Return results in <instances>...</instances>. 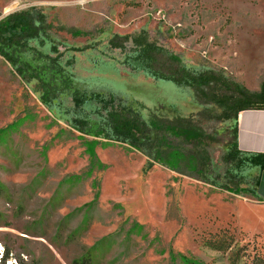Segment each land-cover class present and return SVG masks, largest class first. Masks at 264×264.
<instances>
[{
	"label": "rangeland",
	"instance_id": "1",
	"mask_svg": "<svg viewBox=\"0 0 264 264\" xmlns=\"http://www.w3.org/2000/svg\"><path fill=\"white\" fill-rule=\"evenodd\" d=\"M30 9L46 19L29 46L57 57L75 88L115 96L146 121L200 124L208 182L186 163L182 173L149 168L127 144L82 133L75 119L101 120L94 101L77 111L64 91L43 104L36 82L0 56V264L264 263V201L251 194L258 169L226 160L233 121L132 59L145 34L193 73L258 92L264 0H0V21ZM116 36L128 37L122 48L111 46Z\"/></svg>",
	"mask_w": 264,
	"mask_h": 264
},
{
	"label": "trees",
	"instance_id": "2",
	"mask_svg": "<svg viewBox=\"0 0 264 264\" xmlns=\"http://www.w3.org/2000/svg\"><path fill=\"white\" fill-rule=\"evenodd\" d=\"M45 19L40 11L30 9L11 13L0 21V56L24 81L36 82L41 102L49 104L64 91L71 92L77 111H81L86 102L94 101L98 105L96 113L101 119L100 122L91 123L85 118H77L73 122L75 128L86 135L127 144L148 159L149 168L155 163H161L182 173L181 166L187 165L191 170L190 174L206 182L210 161L208 153L202 148L205 138L200 124L192 118L183 117H177L173 121L155 118L146 121L136 109L122 105L115 96L110 95L107 98L75 88L72 76L58 64L57 57L42 55L29 46L30 40L38 39L44 32ZM127 39L128 37L116 36L110 44L115 48H122V40ZM134 42L136 53L132 59L141 64L154 79L195 89L198 97L221 109L222 119L233 121L232 140L226 154L227 162L238 167L249 166L264 170V153H244L239 150L236 141L239 113L246 110H264V83L260 91L252 92L245 86L213 72L193 73L178 56L150 43L145 34L139 35ZM51 50L56 52L55 48ZM27 54L32 55L27 58ZM210 86H215L224 93L205 92L204 88ZM258 180L257 177L251 192L255 197ZM216 249L221 250V247ZM7 258L8 254L2 257L4 261ZM72 264L78 262L74 261ZM82 264H90L89 259L83 260Z\"/></svg>",
	"mask_w": 264,
	"mask_h": 264
},
{
	"label": "crops",
	"instance_id": "3",
	"mask_svg": "<svg viewBox=\"0 0 264 264\" xmlns=\"http://www.w3.org/2000/svg\"><path fill=\"white\" fill-rule=\"evenodd\" d=\"M236 141L239 150L244 153H264V110H246L239 113ZM257 177L259 180L256 196L264 201V170L258 169Z\"/></svg>",
	"mask_w": 264,
	"mask_h": 264
}]
</instances>
